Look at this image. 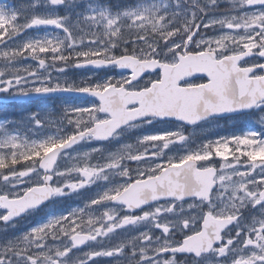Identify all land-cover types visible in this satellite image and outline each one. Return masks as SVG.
<instances>
[{"label":"snow or ice","instance_id":"6c2138e0","mask_svg":"<svg viewBox=\"0 0 264 264\" xmlns=\"http://www.w3.org/2000/svg\"><path fill=\"white\" fill-rule=\"evenodd\" d=\"M69 3L0 0V93L86 101L33 115L34 128L55 129L41 139L0 122V225L92 191L0 240V264H264V0H139L90 7L71 24L56 11ZM73 69L120 76L54 75ZM251 112L259 131H184Z\"/></svg>","mask_w":264,"mask_h":264},{"label":"flooded vegetation","instance_id":"af4514ba","mask_svg":"<svg viewBox=\"0 0 264 264\" xmlns=\"http://www.w3.org/2000/svg\"><path fill=\"white\" fill-rule=\"evenodd\" d=\"M21 1V0H20ZM27 2H31V0H26ZM135 1V0H133ZM139 1V0H137ZM90 2H94L99 6H103L105 8L112 7L116 0H71V3L67 4L66 6L57 9L59 15H68L66 11L68 9L80 7L83 4H88ZM171 0H169V3ZM50 11V9H46ZM71 19V18H70ZM41 33L46 30H40ZM74 75L76 76V80H79L87 75H91L93 72H96L98 76H116L119 78L120 73L118 71H106V70H80L76 71L75 69L71 70ZM154 76V74H153ZM199 79V78H198ZM206 79V78H205ZM5 98H9L13 95L10 93L4 94ZM91 99V98H88ZM86 103L85 98L80 97H69V96H55L50 99H37L31 100L24 103H17V102H8L4 106L7 111L3 113V116H7L9 118H13L15 120L21 121L28 120V125L32 123L31 117L36 115L39 119H44L45 117H58L65 106L67 105H74L80 106L81 104ZM24 104L25 107H22ZM36 105V107H35ZM22 108H24L22 110ZM46 109L45 111H43ZM12 111V112H10ZM41 114V115H40ZM30 115V120L27 116ZM258 118V114L256 112L251 113H239L231 116H225L221 118H211L205 121L200 122L194 128L188 125H184V131L186 134H191L194 136L196 140H203V139H210L216 138L219 136H227L232 134H237L241 131L245 130H260V126L256 123V119ZM177 122H173L171 125H149L145 128L141 129H134L132 131H126L124 135L121 137L119 141H114L112 144L105 145L108 149L116 146L122 141H129L132 142L137 135L145 134L150 130H160L164 127L173 128ZM46 130L51 132L55 131L54 128L45 126ZM30 129V127H29ZM31 133V132H30ZM98 146L97 142H92L91 144H84L78 146L81 152L89 151L91 147ZM65 160H58V163L61 166H66ZM69 163H72L71 161ZM92 190H87L83 194H74L71 197H63V198H56L55 200L47 202L46 205L41 206V209L37 210L35 213L26 215L25 217L13 221L9 225H0V240L9 238L10 236H15L20 234L21 232L27 231L28 229L36 226L38 223L46 222L47 219L52 215L61 214L70 208L80 206L83 200L86 198L87 195L91 194ZM15 224V227L12 226Z\"/></svg>","mask_w":264,"mask_h":264},{"label":"rangeland","instance_id":"374dc122","mask_svg":"<svg viewBox=\"0 0 264 264\" xmlns=\"http://www.w3.org/2000/svg\"><path fill=\"white\" fill-rule=\"evenodd\" d=\"M2 2L6 3L7 5H14L16 7H20L21 5L30 3V2H27L26 0H21V1L20 0H2ZM138 2L139 1L132 2V0H127L126 7L135 6ZM118 4L119 3L116 0V2L113 4L112 8L109 7L108 9H110L113 12H117V11L123 9L124 5L121 6ZM90 7H103V6H99L94 2H90L88 4H83L77 8L68 9L66 11V14H68V16L71 18L69 20V23L71 24V23L76 22L78 20V18L80 17V15L85 13ZM38 11H48V10L41 8V9H38ZM48 32H49V34H52V31H48ZM20 63L21 64H32L33 66H35L36 62L31 61V60H26V61H21ZM54 75L64 76L67 79H69L70 81H76V76L74 75V73L71 70L67 74H55L54 73ZM4 94L5 93H0V98H1V95H4ZM10 94L14 95L12 93H10ZM67 106H74V105H67ZM45 110L46 109H44L43 111H45ZM5 111H7V109H5L4 106L0 105V122L7 123L11 130L19 129L20 135L22 137H27L29 140H35V139L44 138L47 135L53 134V132H54V131H51V132L47 131L45 127L34 128L33 122L30 125H28V120L21 119V121H18V120H15L13 118H9L7 116H3V113H5ZM10 112H12V111H10ZM29 116L30 115H28L27 118L30 120ZM29 127H30V129H29ZM70 161L71 160H65L64 161L66 166H70L72 163H74V161H71L72 163H69Z\"/></svg>","mask_w":264,"mask_h":264},{"label":"water","instance_id":"95a60500","mask_svg":"<svg viewBox=\"0 0 264 264\" xmlns=\"http://www.w3.org/2000/svg\"><path fill=\"white\" fill-rule=\"evenodd\" d=\"M68 94H71V93H68ZM52 95H55V94H50V95H45V96H52ZM41 95H29V96H17V97H14L13 100H16V101H24V100H27V99H31V98H37ZM234 114V113H232ZM225 115H229V114H224V115H219V116H225ZM211 117H218V116H211ZM210 118V117H208Z\"/></svg>","mask_w":264,"mask_h":264}]
</instances>
